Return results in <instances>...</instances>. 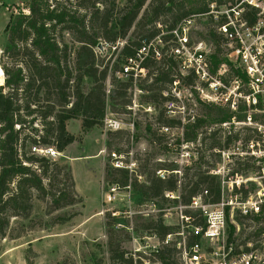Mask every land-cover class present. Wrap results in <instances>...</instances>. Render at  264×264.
<instances>
[{"label": "trees", "instance_id": "16d2710c", "mask_svg": "<svg viewBox=\"0 0 264 264\" xmlns=\"http://www.w3.org/2000/svg\"><path fill=\"white\" fill-rule=\"evenodd\" d=\"M187 1L189 7L184 0H125L122 6H118L116 0H25L23 8L26 10L17 7L15 13L9 14L0 50L3 75L0 83V236L6 234L10 217H29L33 190L41 191L42 196L48 194L54 209L80 198L73 189L68 165H59L55 159L39 154L31 147L52 146L61 152L73 140L65 128L68 118L80 119L82 130L100 121L107 108L104 85L107 70L115 76V71L120 68V58L131 55L144 40L157 35L163 40L169 39L171 34L167 31L175 27L180 19L195 12L206 13L210 2L215 1L218 7L235 0ZM209 16L211 19L206 32L215 46L210 55L212 71L221 62H228L227 76L220 75L226 81L241 74L226 56L219 55L223 38ZM248 16L252 18V13ZM199 39L204 40H196ZM119 40H122L120 45L117 44ZM112 45L115 46L112 48ZM106 46L112 49V53L115 52L116 57L111 60L109 55L102 63L103 58H99L98 51ZM165 50L162 48L160 58L146 57L143 65L147 71L135 80L149 82L142 86L151 90L144 95L151 101L173 98L164 95L163 90L169 88L174 79L179 80L178 86H188L191 95L196 93L194 98L203 105V109L182 124L183 141H200V129L224 123L233 116L238 120L245 119V105L240 104L237 111H232L225 104L200 99L194 88L196 78L193 71L181 72L177 59ZM85 78L89 80L88 85ZM135 80L130 76L121 79L119 95H123L124 89ZM118 90L114 92L115 96ZM113 97H110L111 105L115 103ZM119 102L125 107L128 105L124 99ZM262 107L258 105V108ZM252 118L264 123V111L253 112ZM158 121L160 125L157 129L150 122L145 125L150 143L163 142L164 133L160 126L181 125L180 119L168 116L163 109L158 113ZM34 123L40 127L37 128ZM24 127L29 130L22 132ZM242 131H252L254 138L260 136L256 127H236L232 123L226 128V142L215 141L211 147L218 148L215 152L220 154L222 146L228 148L232 139ZM167 146L165 144L163 148L167 149ZM206 152L204 148L198 150L196 158L185 165L181 175L173 171L177 169L173 162L150 163L147 157L142 165L145 178L143 181L133 178L129 182L131 189L144 200L156 197L167 199L165 190H178L179 198L172 201L181 203H188L192 196L207 189L205 199L215 201L220 194L221 175L213 172L214 164L207 163ZM255 163L250 157L238 158L228 173H243L264 167L263 163ZM160 164L171 165L164 179L156 174V169L165 168ZM104 177L119 186L129 181L125 168L110 165H105ZM68 218L58 214L44 225L61 223ZM112 218L105 222V233L108 257L114 264L127 259L122 256V238L113 227ZM25 227L30 228L29 225ZM144 227L160 237L175 228L153 219L146 221ZM24 230L21 227L10 236L16 237ZM158 256L164 264H175L171 248L162 249Z\"/></svg>", "mask_w": 264, "mask_h": 264}, {"label": "rangeland", "instance_id": "374dc122", "mask_svg": "<svg viewBox=\"0 0 264 264\" xmlns=\"http://www.w3.org/2000/svg\"><path fill=\"white\" fill-rule=\"evenodd\" d=\"M24 2L25 0H0V50L5 40V25L9 14L15 13L17 7L23 8ZM116 2L118 6H122L125 0H116ZM184 3L186 7L190 6L187 0H184ZM23 10L26 9L23 8ZM195 13L194 24L190 28V37L192 40L204 38L208 44L207 57L211 61L210 55L215 50V46L206 32L210 24V14ZM211 17L213 18V16ZM219 47V55L225 56L226 48L223 41ZM111 50L110 47L106 46L102 51H98L99 58H103L102 63L109 55H111V60L116 57L115 52L112 53ZM122 60L123 58H120L119 62ZM212 68L213 62L211 61V71ZM220 71H222V67L219 64L212 73L217 76H226V70L224 74H221ZM121 79L123 78H118L107 70L104 80L105 106H107V111L110 109L114 113L116 112L115 114L122 121L132 122V128L123 127L117 130H107L102 126L101 121H98L89 129L82 130L80 119L75 117L68 118L65 121L66 131L73 136V140L71 143L69 142L70 145L63 153L59 152L53 159L58 161L59 165H68L73 181V189L80 198L70 204L54 209L48 194L42 196L41 191L33 190L29 217L25 219L10 217L6 234L0 236V264H112L108 257L105 233V222L109 217H113V227L117 229L118 236L123 240H121L123 249L130 248L132 237L139 238V236L154 232L144 227L146 221L150 219H153V221L160 220L164 224L177 222L178 219L174 209L176 202L172 201L173 199L169 197L167 199L154 198L160 206L171 211L170 215L162 216V212H151L149 206L145 205L151 199H140L139 194L131 189L129 183L128 188L122 187L116 191L113 200L104 201L107 187L111 184L104 177L105 165H109L110 151L122 153L126 159L131 158L134 160V171L130 173L127 171L128 182L133 178L139 181L144 180L145 174L142 165L147 157H149L150 163L157 161H162V163L173 162V166L179 170L178 174L181 175L185 170V165L196 158L198 150L202 148L207 151L205 154L207 163L209 165L214 164L213 169L219 170L220 175L231 171L236 158L233 157L230 161L226 159L228 148L221 145V152L218 154L215 152L218 151V148L211 147V143L215 141L221 144L226 142V122L200 129V141L199 139L196 142L182 140V124L191 119L193 115L201 113L203 109V105L199 104L194 98L196 93L193 92V96H190L189 89L179 86L184 96L174 100L173 105L168 107L169 102L165 100L157 102L144 97L145 93L151 92V90H146L142 86L149 83L146 81H132L124 89L125 93L119 95L122 89L119 86ZM2 80L3 75L0 68V83H2ZM85 82L86 85L89 84L87 78H85ZM201 86L206 88L203 84L199 85V87ZM117 89L119 90L115 96L114 92ZM206 90L209 91V89ZM197 91L198 94H201L200 90ZM110 97L114 98V105H111ZM199 97L206 100L202 94ZM121 99L126 100L130 109L127 107L128 105L126 107L120 105L119 101ZM161 109L168 116L180 119L181 125L168 126L167 130H162V126H160L161 131L164 133L163 142L160 144L150 143L145 125L150 122L157 129L160 125L158 113ZM34 125L37 128L40 127L38 123H34ZM28 130L24 127L22 132ZM157 133H161L160 130H157ZM254 137L255 133H252V131H242L232 139L228 147L238 139L246 140ZM179 138L180 142L178 144ZM165 144L168 145L167 149L163 148ZM208 147H210L209 150ZM187 159L190 161L185 162ZM161 166L165 167L164 169L171 167V165ZM243 173H245L243 174L244 178L257 175L254 171ZM248 184L251 189H257L259 186L254 180H248ZM112 210L114 215L110 214ZM139 210L149 212H139ZM58 214L69 216V218L61 223L44 225L45 222H49L52 217ZM26 225H29L30 228H26ZM21 227H24L25 230L20 235L10 236L11 233H15Z\"/></svg>", "mask_w": 264, "mask_h": 264}, {"label": "built area", "instance_id": "2783aa9c", "mask_svg": "<svg viewBox=\"0 0 264 264\" xmlns=\"http://www.w3.org/2000/svg\"><path fill=\"white\" fill-rule=\"evenodd\" d=\"M209 7L206 13L213 16L216 29L222 35L225 56L241 75H234L225 81L221 76L212 73L210 59L207 57V42L203 39L192 40L190 37V28L194 24L196 13L183 17L175 27L169 29V39L163 40L157 35L144 40L131 55L123 57L119 70L114 74L118 78L130 76L132 80L144 76L147 71L143 65L144 59L149 55L160 58L162 48H166L165 52L179 62L181 72L193 71L196 78L194 88L200 90L206 100L225 104L232 111H237L240 103L247 107L245 119L238 120L233 116L226 121V128L232 123L236 127L240 124L251 125L256 127L260 136L236 140L226 150V159L230 161L233 157H250L256 163L264 164V123L252 118L253 112L264 111V0H235L218 7L212 1ZM251 13L252 18L248 16ZM121 43L122 40L117 41L118 45ZM220 66L221 74L226 70L227 76L228 62H221ZM178 82V79H174L169 88L163 90L164 95L173 96L166 100L169 102L168 107L173 105L174 100L184 96ZM201 84L206 88L199 87ZM184 87L189 89L188 86ZM259 104L263 107L258 108ZM127 107L130 108L129 105ZM100 121L107 130L123 127L131 129L133 126L132 122H124L114 112L107 110ZM168 128L162 126V130ZM31 149L49 158L59 153L52 146H32ZM109 155L110 166L125 168L129 173L134 171V160L131 158L126 159L122 153L114 151H110ZM189 161L187 159L185 162ZM263 170L264 167L254 170L256 176L245 178V173L221 175L220 194L215 201L206 200L208 190L203 189L192 196L188 203L176 202L174 209L178 220L176 223H169L175 228L163 237L156 232L139 238L132 237L130 248L122 252L127 260L114 264H164L158 256L164 248L173 250L175 264H264ZM173 171L179 172L178 169ZM218 171L213 169L215 173ZM168 173L167 169H156L157 176L162 179ZM248 180L257 182V189H251ZM128 183L119 186L111 182L105 192L104 201L113 200L116 191L122 187L128 188ZM164 195L171 199L179 198L178 190H165ZM145 205L149 206L151 212H162V216L171 214L170 210L160 206L155 199ZM110 214L114 215V211Z\"/></svg>", "mask_w": 264, "mask_h": 264}, {"label": "crops", "instance_id": "0c3cea01", "mask_svg": "<svg viewBox=\"0 0 264 264\" xmlns=\"http://www.w3.org/2000/svg\"><path fill=\"white\" fill-rule=\"evenodd\" d=\"M71 143V142H70ZM70 143H68L65 148L61 151V153H63L65 151V149H67L68 145H70ZM69 157H74V156H69ZM76 157H79V156H76Z\"/></svg>", "mask_w": 264, "mask_h": 264}]
</instances>
